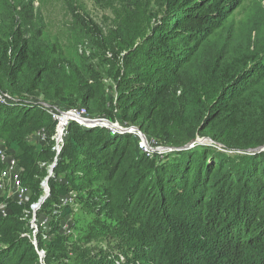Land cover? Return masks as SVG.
<instances>
[{"label":"trees","instance_id":"trees-1","mask_svg":"<svg viewBox=\"0 0 264 264\" xmlns=\"http://www.w3.org/2000/svg\"><path fill=\"white\" fill-rule=\"evenodd\" d=\"M13 1L3 0L0 9V137L25 130L35 118L48 119L51 127L45 142L11 137L5 147L17 159L29 201L18 204L0 195L8 210L0 215V264H264V152L247 153L264 144V5L246 8V0L148 5L146 10L156 6V22L122 57L121 117L151 136L159 128H176L172 146L196 137H209L215 146L195 143L162 158L148 156L132 134L70 121L33 233L30 206L44 194L40 183L55 155L56 124L39 105L23 103L19 79L28 70L29 92L45 88L53 55L42 31L33 35L17 25ZM37 1L61 2L72 14L86 12L79 0ZM93 2L102 10L121 5L130 20L136 18L133 0ZM244 7L243 21H236ZM36 16L31 21L39 28L40 8ZM81 17L83 31L97 29ZM195 84L204 93L198 105L175 103ZM64 198L71 201L63 204ZM38 251H44L43 261Z\"/></svg>","mask_w":264,"mask_h":264},{"label":"rangeland","instance_id":"rangeland-1","mask_svg":"<svg viewBox=\"0 0 264 264\" xmlns=\"http://www.w3.org/2000/svg\"><path fill=\"white\" fill-rule=\"evenodd\" d=\"M155 1L133 0L136 12L134 20H130L127 10L121 5H117L112 9L102 10L93 0H79V3H81L86 12L80 9L79 13L75 12L74 14L65 10L61 2L47 1L44 5H40L37 0L13 1L12 4H16L18 10L16 15L19 21H15L17 25H25V31L31 30L33 35L37 31H42L41 40L48 45L53 55L50 61V74L47 78L50 83L45 88L34 89L29 92L26 85L31 77L30 72L25 70L20 76L19 83L23 91L21 92L24 98L23 103L39 105L45 112H47L48 108L56 107L57 105H71V103L82 105L87 107L88 114L92 117L105 115L109 117L111 122H117V126H121L122 128L128 126L135 127L148 139L156 143L154 147H171V150L168 151L154 152L155 155H159L161 158L165 153L173 154L175 150L180 151L192 148L195 143L215 146L213 141H201L202 137H196L193 141L183 144L182 146L187 145L185 148H180L182 146H172L170 145V140L174 135L178 134L176 128L172 127L166 132L159 128L157 129L158 135L151 136L145 134L136 124L121 117L123 112L121 102L118 99V82L125 74L122 57L130 47H135L144 40L147 32L151 30L154 22H156L153 18L156 6L146 10V7L154 5ZM3 4V0H0V9ZM259 4L264 5V0H246L245 7L254 8V6ZM245 7L237 12L235 16L236 21H243ZM39 8L42 11L41 18L44 21L39 22V28H35L34 21H31V18L33 19L34 17L35 19ZM80 15L87 16L90 21L96 23L97 29L95 31H83L80 24L82 19ZM195 85V90L184 91L181 93L180 99L176 100L175 98V103L185 101L189 102L192 106L198 105L203 100L204 93L200 85ZM4 95L8 96L7 94ZM176 95L178 96L179 92ZM1 97L0 95V100L3 101ZM49 127H51V123L48 119L43 117L39 119L35 118L34 121L26 126L25 130L22 129L7 137H0V147H7L11 137H19L27 144L34 143L36 133ZM177 128L180 132L184 131L181 127ZM124 133L129 132H118L115 134L121 135ZM217 148L221 150L220 147ZM260 152H264V150L248 151L247 153L255 154ZM39 166L46 168L44 162H40ZM2 171L3 169L0 172V178L4 179V183L0 188V195L5 194L6 197L15 198L14 193L16 189L9 178L1 176ZM52 175L53 169L50 171L49 165H47V175L44 178L42 177L43 179H41L40 183L42 188L45 178L48 177L49 179ZM90 185L94 187L95 183H91ZM2 203L1 201L0 211L4 210V212H7L6 208H2V205H4ZM37 209L31 208V217L29 218L33 232L37 231L35 222L37 219ZM41 223L45 225L46 219L42 218ZM40 252L38 251L40 261H43L45 254L44 251H42L43 255Z\"/></svg>","mask_w":264,"mask_h":264},{"label":"built area","instance_id":"built-area-1","mask_svg":"<svg viewBox=\"0 0 264 264\" xmlns=\"http://www.w3.org/2000/svg\"><path fill=\"white\" fill-rule=\"evenodd\" d=\"M47 112L50 114L51 119L55 121V131L54 134L51 136L53 140L52 149L55 153L52 162L49 164V170L51 171L58 160V156L61 152L64 138L66 135V127L70 121H76L77 123L84 125L86 127H93V126H100L108 130L111 134H115L118 132H129L137 139V147L142 154H146L151 156L155 154L154 152H164L171 150V147L167 146H155L156 144L151 139H148L144 134L138 131L133 126H128L122 128L121 126H117V122H111L109 117L102 115L97 117H92L88 114L86 107L81 105L71 106L66 109H59L57 107L48 108ZM123 130V131H119ZM48 136L45 130H39L36 133V141L38 142H45ZM0 162L3 165V171L1 176H5L9 178L13 183L16 191L14 193V197L16 198L18 204L27 203L29 201V196L27 193V187L21 183V173L20 168L18 166L17 159L11 154L8 153L7 150L3 147H0ZM51 174V172H49ZM4 179L0 178V188L3 186ZM44 191V190H43ZM67 201H71V198H64L62 199V203L65 204ZM33 204L31 206L32 209L34 208ZM3 209L5 205H2ZM2 216L6 214L4 210L0 211ZM69 225L68 221H66L63 225V231H68ZM35 233V232H33ZM33 244L36 246V241L33 238Z\"/></svg>","mask_w":264,"mask_h":264},{"label":"water","instance_id":"water-1","mask_svg":"<svg viewBox=\"0 0 264 264\" xmlns=\"http://www.w3.org/2000/svg\"><path fill=\"white\" fill-rule=\"evenodd\" d=\"M195 141H197V140H195ZM201 141L212 142L213 140L210 139L209 137H202ZM185 147H187V145H186V146H182V147H180V148H185ZM263 148H264V144H263L262 146H258V147H256V148H250V149H248V151H257V150H261V149H263ZM47 180H48V177H46L45 180H44L43 183H42V184H43L44 194L39 198V200L37 201V203H35L34 208H36V209L41 205V203H42V202L46 199V197L49 195V187H48V185H47ZM33 238L36 239L35 236H33ZM40 254L43 255V252L41 251Z\"/></svg>","mask_w":264,"mask_h":264}]
</instances>
